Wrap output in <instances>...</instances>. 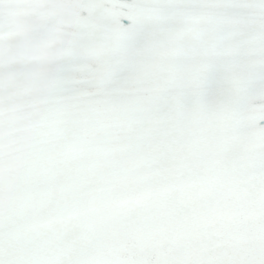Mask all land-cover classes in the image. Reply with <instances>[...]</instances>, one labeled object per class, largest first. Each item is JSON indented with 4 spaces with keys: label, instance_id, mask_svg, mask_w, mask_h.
Returning <instances> with one entry per match:
<instances>
[{
    "label": "snow or ice",
    "instance_id": "6c2138e0",
    "mask_svg": "<svg viewBox=\"0 0 264 264\" xmlns=\"http://www.w3.org/2000/svg\"><path fill=\"white\" fill-rule=\"evenodd\" d=\"M0 264H264V0H0Z\"/></svg>",
    "mask_w": 264,
    "mask_h": 264
}]
</instances>
